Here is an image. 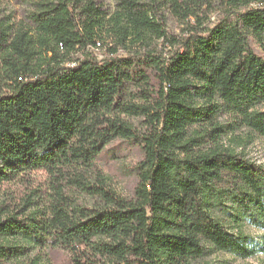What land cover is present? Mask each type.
Wrapping results in <instances>:
<instances>
[{"label":"trees","instance_id":"1","mask_svg":"<svg viewBox=\"0 0 264 264\" xmlns=\"http://www.w3.org/2000/svg\"><path fill=\"white\" fill-rule=\"evenodd\" d=\"M243 129L264 140V0H0V264L264 252V165L224 143ZM116 140L142 151L131 197L102 168Z\"/></svg>","mask_w":264,"mask_h":264},{"label":"rangeland","instance_id":"2","mask_svg":"<svg viewBox=\"0 0 264 264\" xmlns=\"http://www.w3.org/2000/svg\"><path fill=\"white\" fill-rule=\"evenodd\" d=\"M98 2L109 12H113L116 6V0H98ZM9 10H15L21 15V9L16 5H11ZM165 14L167 17L168 32L173 35H179L182 26L171 14L167 12ZM207 18L206 25L214 26L222 20V13L218 11L212 13ZM93 53L99 60L107 58L102 51L94 50ZM143 120L144 119L131 120L141 132H145L147 128ZM221 121L223 123L226 122L225 118H222ZM224 143L230 147L236 148L238 152H245L252 161L264 165V140L249 130L243 129L228 134L224 139ZM142 158L141 148L135 143L116 140L108 146V153H106L104 157L102 168L112 186L122 195L129 197L133 196L134 189L138 182L134 169ZM33 180L31 189L44 190L48 187L47 176L45 174L40 173L36 175ZM12 189L15 190V188ZM20 190L23 195L30 192L25 186L19 188V191ZM72 195L81 202L88 204H92L93 202L92 199L82 193H74ZM234 232L236 233L237 231ZM243 232L255 242H261L262 240L263 233L248 223H245ZM67 259L68 256L63 252L58 251L52 254L54 264H67ZM206 260L210 264H264V252H259L252 258L241 259L232 254L215 251L213 254L209 255Z\"/></svg>","mask_w":264,"mask_h":264}]
</instances>
